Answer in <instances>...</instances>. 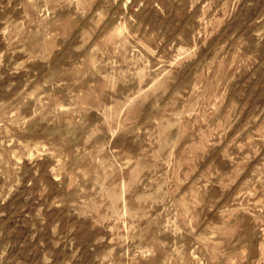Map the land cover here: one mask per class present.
Segmentation results:
<instances>
[{
    "label": "rangeland",
    "instance_id": "1",
    "mask_svg": "<svg viewBox=\"0 0 264 264\" xmlns=\"http://www.w3.org/2000/svg\"><path fill=\"white\" fill-rule=\"evenodd\" d=\"M0 264H264V0H0Z\"/></svg>",
    "mask_w": 264,
    "mask_h": 264
}]
</instances>
